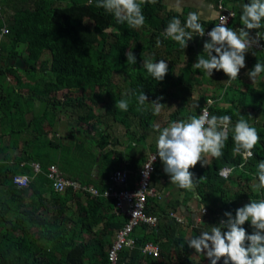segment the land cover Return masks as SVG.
<instances>
[{
    "label": "trees",
    "instance_id": "1",
    "mask_svg": "<svg viewBox=\"0 0 264 264\" xmlns=\"http://www.w3.org/2000/svg\"><path fill=\"white\" fill-rule=\"evenodd\" d=\"M27 1L3 0L11 11L4 18L0 15V27L5 25L8 30L0 43V264H108L107 250L114 232L124 222L123 216L116 214L112 199L91 196L80 190L54 192L45 176L47 166L55 165L64 177L81 185L98 190L105 188L113 170L128 168L135 172L147 154L156 151V140L145 157L136 156L132 146L124 154L114 148L116 140H105L97 127L117 122L127 130L129 122L135 119L143 129L156 131L152 125L153 111L148 106L151 101L165 104L173 97L168 89L176 85L192 87L206 83L216 90L210 95L213 98L208 106L210 116L229 115L232 125L243 117L256 128L260 141L252 150L253 157L240 169L243 160L232 154L230 134L220 158L209 156L205 165L197 163L190 169L197 179L194 195L192 190L165 183L168 174L163 171L158 157L153 163L150 182L157 192L163 190L167 196L146 200V212L155 215L157 221L153 226H136L132 231L134 246L120 249L116 259V264H195L192 260L195 250L186 242L189 238L218 227L221 219H226L224 213L231 212L234 216L241 203L264 199V191L258 193L252 189L257 182V165L264 161V73L257 79L258 87L246 82L247 72L254 64H264L263 52L249 49L245 54L246 66L236 80H229L222 70H213L208 77L199 69H193L195 72L189 78L183 72L177 75L171 67L181 62L185 71L189 68L186 61L189 55L194 63L200 55L206 57L204 38L194 36L187 47L181 49L164 35L173 17L182 23L186 20L187 10L179 14L167 12L161 1L155 0L142 6L145 24L132 29L126 23H117L111 14L95 7V2L89 4V0H29L30 5H26ZM210 1L216 5L218 0ZM248 2L223 1L234 13L227 27L239 32L243 27L239 19L242 6ZM200 23L204 29H211L215 18ZM250 35L252 38L256 35L264 46V27L250 30ZM140 38L145 44L138 43ZM19 45L22 47L17 50ZM129 50L136 57L135 64L126 61L125 53ZM151 50H156L159 60H165L170 66L169 74L162 81L154 80L141 63V56ZM43 53H47L49 59L46 78L39 80L37 88L21 90L16 68L7 60L19 56L24 76L35 79L36 63ZM130 66L135 69L129 72L124 69ZM115 70L126 75L127 83L112 93ZM9 75L15 85L7 80ZM59 91H63L61 96L57 95ZM73 92L77 95L71 96ZM141 92L148 98L146 110L138 108L136 97ZM217 98L218 102L229 104L219 106ZM120 99L129 100L127 111L116 106ZM204 104H196L198 111L184 118L198 115ZM63 111H67L74 122L64 136L49 138L48 133L59 122V113ZM257 114L259 120L250 123L248 118ZM4 136L9 138L6 143L2 141ZM143 138L144 134L136 137ZM19 143L15 154L12 150H17ZM29 162L37 163L39 171L34 172ZM224 167L234 170L227 178L219 173ZM15 174L29 176L25 187L13 185L11 179ZM173 187L176 196L170 193ZM180 191H183L181 202ZM187 193L193 195L190 200L199 202L200 208H187L184 204ZM180 204L184 206L183 211H187L186 215L180 211ZM242 227L247 234L253 231L249 222ZM222 231L227 229L222 228ZM146 242L158 245L157 256L141 252ZM163 244L167 246L162 248Z\"/></svg>",
    "mask_w": 264,
    "mask_h": 264
},
{
    "label": "clouds",
    "instance_id": "2",
    "mask_svg": "<svg viewBox=\"0 0 264 264\" xmlns=\"http://www.w3.org/2000/svg\"><path fill=\"white\" fill-rule=\"evenodd\" d=\"M93 2L95 7L111 14L117 23H126L129 28L137 29L145 24L142 6L155 3V0H89V4ZM239 19L243 25L239 32L227 27V17L224 16L219 24L206 33L209 38L203 43L206 57L200 55L192 64L194 69L203 71L208 77H211L213 70H222L229 80L237 79L240 70L246 66L245 54L259 43L258 39L252 38L250 30L264 27V0H249L242 6ZM164 35L178 43L181 49H185L187 42L194 36L204 37L205 29L200 23L199 14L190 12L183 23L179 18L173 17L167 24ZM159 44L160 41L157 40V45ZM125 55L129 64H135L136 57L131 50ZM143 63L154 80L164 79L168 71L165 60L154 62L152 58H148ZM261 73H264V64L256 62L247 76L255 83ZM136 99L139 110H146L147 96L141 92ZM151 105L153 115H158L163 104L159 100H153ZM116 106L127 111L129 100L120 99ZM155 130L158 132L156 155L163 163V171L168 174L172 184L185 190L196 187L197 179L190 169L197 163L205 165L206 156L220 158L230 134L233 141L232 154L243 160L240 169L253 157L252 150L260 141L256 128L250 126L243 117L232 125L229 115L210 116L207 109L198 116L192 115L186 120L171 122L162 129L157 126ZM156 155L153 156V161ZM227 169L220 173L224 178L234 171ZM256 178L257 182L252 185V189L259 193L264 191V161L257 165ZM224 216L226 219H221L218 227L189 238L186 241L188 247L206 256L210 264H218L221 260L223 264H264V199L252 200L237 208L234 216L231 212H225ZM245 222H249L253 230L251 234H247L242 227ZM222 228L227 231H222Z\"/></svg>",
    "mask_w": 264,
    "mask_h": 264
},
{
    "label": "rangeland",
    "instance_id": "3",
    "mask_svg": "<svg viewBox=\"0 0 264 264\" xmlns=\"http://www.w3.org/2000/svg\"><path fill=\"white\" fill-rule=\"evenodd\" d=\"M26 5H30V1L28 0L26 3ZM229 5V4H228ZM6 6L3 3V0H0V15L2 16V18H4V15L8 12H10L11 10L9 8H5ZM139 29V28H137ZM5 36H3L2 41L4 39ZM1 41V42H2ZM200 41V40H199ZM141 44H145V40L140 38L139 42ZM21 45H19L17 47V50L21 49ZM156 54V50H151L150 52L143 54L141 57L142 59H140L142 62V64L144 65V60L148 59V58H152L154 62H158L159 58L158 56L155 55ZM183 59V58H182ZM180 61V60H179ZM187 64H188V69L184 71L183 69V65L181 62H176L171 68L177 73V75H179L181 72H183L184 74H186V76H189V78L192 76V74L195 72L192 67V64L194 63L193 58L191 57V55H189L186 58ZM48 55L47 53H43L39 60L36 63V69L34 70V78L35 79H28L24 76V73L22 71V69L24 68V65L21 64V67H16V72L15 75L18 76V78L21 80L20 85H18V88L23 89V90H27L28 88H37L39 86V80L45 79L47 76V72H48ZM12 64V63H11ZM126 71H133L135 69L134 66H130V67H125L124 68ZM170 72V66H168V71L167 74H169ZM115 75L112 81V85H111V92L113 93L115 89L119 88H123L125 87L127 81H126V75L121 72V71H114ZM26 79H25V78ZM7 80L10 81L13 85L14 84V78L12 76H8ZM246 82L250 83L252 85V87L255 86L258 87V80L253 83L251 82L250 78L248 77ZM206 83H199L198 85L195 86H187L185 85H176L171 89H168V91H170V93H173V97L171 99H169L165 104H163L161 106L160 112L158 115H153L152 114V125H154L155 127H166L168 126L171 122H175V121H179V120H186L184 118L185 115H187L188 113H196L198 110V105H202L203 103H206L207 100L212 101L213 98H211L210 95L216 93V90L212 87L206 86ZM63 91H59L57 93L58 96H61ZM90 91H87V93H89ZM252 94H254V90H251ZM71 96L73 95H77L74 92L72 94H70ZM220 95H218L217 97H219ZM218 98L216 100V103L219 106H227L229 103L224 102V101H220L218 102ZM233 100H235L233 98ZM35 104L37 105V102H35ZM198 104V105H196ZM149 107L152 108L151 103L148 104ZM248 110V109H247ZM67 111H63L59 113V118L61 119L60 122H66V120H69L71 122H74V118L69 117L66 113ZM259 114L257 115H252L248 118L249 122H256L259 120ZM74 117V116H73ZM151 118V117H150ZM108 125L107 126H98L97 129L99 130L101 136L106 140V139H110V138H114L116 140V144L114 145V148L123 152L124 154L127 153V151L129 150L130 146H132L135 150H136V156H146V153L149 151V146L155 143V140L157 139V132L156 131H151L150 129H143L142 127H140V125L138 124V122H136V120L134 119L132 122H129V128L127 130H125V127L123 125H121L120 123L117 122H107ZM92 132V131H91ZM140 134H144V138L143 140H138L136 139V137H138ZM209 156H206L204 158L205 162L208 161ZM163 167V163L162 166ZM165 183L171 186H174V184H172L169 180V176H167L165 178ZM176 188L173 187V189L170 191V193L172 192V194L174 196H176ZM160 198H165L167 196V192L165 191H160L158 192ZM190 197L187 200V197ZM193 197V195L187 193L186 196V201L190 202V207H194V208H200V204H197L195 202H193L192 200H190ZM184 202V204L186 206L189 207L188 202ZM241 206L244 205V203L240 204ZM69 213V211L65 212V214L67 215ZM182 227H188L186 224H182ZM186 230V229H185ZM167 244H163L161 245V247H166ZM192 260L195 264H200V263H205V264H210V261L208 260V258L206 256H204L203 254L200 253H196L194 252L192 255ZM204 260V261H203ZM218 264H223V261H219Z\"/></svg>",
    "mask_w": 264,
    "mask_h": 264
},
{
    "label": "built area",
    "instance_id": "4",
    "mask_svg": "<svg viewBox=\"0 0 264 264\" xmlns=\"http://www.w3.org/2000/svg\"><path fill=\"white\" fill-rule=\"evenodd\" d=\"M224 0H218L215 5L216 16L215 24H219L221 19L227 17V25L229 24L234 13L223 5ZM212 29V28H211ZM211 29L205 28L204 40L209 39L206 35ZM8 32L5 25L0 27V43L3 36ZM200 37V36H196ZM253 38H259L255 35ZM252 48L261 50L264 54V46L259 40V43ZM210 100H207L204 106L199 110L198 115L207 109L211 104ZM209 112V110H208ZM197 115V116H198ZM155 152L147 154L142 165L133 172L128 168H118L113 170L108 176V183L105 188L98 190L92 186L81 185L77 181L64 177L55 165H48L45 171L46 178L50 181L51 188L54 192H63L65 189L85 191L91 196H100L104 198L112 199L113 207L116 214H120L124 218V222L120 228H118L113 235V239L110 247L107 250L108 264H116L117 252L122 248H132L134 246V238L132 236L133 229L144 224L147 226H153L157 218L155 215L148 214L146 212V200L149 197L161 199L158 192L151 186L150 178L153 172V156ZM31 168L34 172L39 171V165L37 163H31ZM228 170L227 168L220 169L219 173ZM13 185L16 187H25L29 182V176L25 174H15L11 179ZM173 216L172 213H169ZM177 221H181L176 217ZM141 252L146 256H157L158 245L146 242L141 248Z\"/></svg>",
    "mask_w": 264,
    "mask_h": 264
},
{
    "label": "crops",
    "instance_id": "5",
    "mask_svg": "<svg viewBox=\"0 0 264 264\" xmlns=\"http://www.w3.org/2000/svg\"><path fill=\"white\" fill-rule=\"evenodd\" d=\"M160 1L165 11L167 12L170 11L177 14L185 10L189 11V13L196 12L200 16V21L213 20L216 16L215 4L212 3V1L210 0H160ZM35 106H38V104L37 105L35 104ZM60 121L61 119H59V122H57L56 125L53 127V130L51 129V131L48 133L47 136L49 138L64 136L67 133L69 126L72 125V122H68L67 120L66 122H60ZM38 125L39 127H41V124L38 123ZM47 128L48 126L45 125L44 129ZM8 139H9L8 136H4L2 138V141L6 143ZM19 148H20V143L18 149L17 150L13 149L12 152L16 154ZM28 166L31 167V162L28 163ZM188 204L189 206L191 205L190 202H188ZM1 230L2 228H0V231Z\"/></svg>",
    "mask_w": 264,
    "mask_h": 264
},
{
    "label": "water",
    "instance_id": "6",
    "mask_svg": "<svg viewBox=\"0 0 264 264\" xmlns=\"http://www.w3.org/2000/svg\"><path fill=\"white\" fill-rule=\"evenodd\" d=\"M7 63L8 64L12 63L15 67H18V68L21 67V64H23V62H22L21 58H19V56L15 57L13 59H8ZM192 191H193V195H194V189H192ZM182 196H183V191H180V193H179V202H181ZM179 209H180V211H183L184 206L182 204H180L179 205ZM183 213H184V215H186L187 211H183ZM191 217L192 218L194 217L193 213H191Z\"/></svg>",
    "mask_w": 264,
    "mask_h": 264
}]
</instances>
